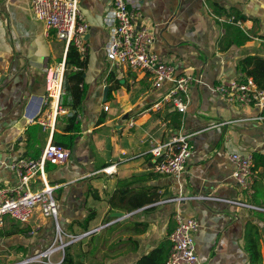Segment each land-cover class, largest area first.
Returning <instances> with one entry per match:
<instances>
[{
	"label": "crops",
	"instance_id": "crops-1",
	"mask_svg": "<svg viewBox=\"0 0 264 264\" xmlns=\"http://www.w3.org/2000/svg\"><path fill=\"white\" fill-rule=\"evenodd\" d=\"M110 1L79 0L89 24L83 68L87 93L79 112L84 125L68 147L71 158L47 167L48 177L62 187V191L56 190L61 206L72 208L67 224L73 221L77 194L87 191L89 184L101 196L95 200L89 191V209L97 210L90 230L100 228L101 235L95 242L98 249L89 258L98 264L100 260L102 264H135L169 228L176 227L177 211L200 223L195 241L202 263L248 264L244 248L248 220L260 224L264 256V221L252 214V208L230 201L251 203L232 175L230 154L264 152V109L230 104L214 91L219 82L244 74L238 69L241 59L251 54L264 57V0H130L137 25L155 32L153 49L161 59L174 64L178 73L201 80L191 87V102L185 112L165 103L153 107L172 82L155 88L149 73L127 67L110 70L106 44L111 29L105 20ZM238 11L246 16L238 24L250 39L228 46L233 32H227L223 23L232 21L234 15L230 14ZM66 53L55 32H47L35 17L32 0H0V179L4 182L17 181L8 164L19 157H40L47 143L54 141V132H64L74 112L67 107L70 111L58 115L52 131L27 116L28 104L47 96L43 67L64 61ZM110 73L119 83L109 80ZM105 86L109 91L104 100ZM147 132L161 141L178 132L189 135L193 153L180 179L182 187L174 177L155 171L157 159L150 151ZM115 163L113 176L103 172ZM255 172L256 184L264 185V168ZM82 179L85 182L79 185ZM122 180H133L132 195L140 193L141 200H153L132 211L110 210L108 198L125 188ZM180 194L185 197L181 201L163 202ZM255 206L264 211L263 206ZM115 212L122 213L118 221L105 225L109 217L116 219ZM40 218L37 214L27 224ZM142 223L147 224L145 231H140ZM23 237L22 243L34 244V237ZM95 243L89 235V250ZM38 246L29 247L37 252Z\"/></svg>",
	"mask_w": 264,
	"mask_h": 264
},
{
	"label": "built area",
	"instance_id": "built-area-1",
	"mask_svg": "<svg viewBox=\"0 0 264 264\" xmlns=\"http://www.w3.org/2000/svg\"><path fill=\"white\" fill-rule=\"evenodd\" d=\"M32 8L35 17L44 23L47 32L54 31L56 38L64 43L66 52L71 44H74L81 54L87 52L86 34L89 24L80 9L79 0H32ZM135 18V13L130 8V0L110 1L105 19L111 29L106 44L110 70L127 67L149 73L155 88H162L164 82H172L153 107L160 108L165 103L185 112L191 102L190 89L201 80L190 74L178 73L174 64L162 60L153 49L156 42L155 32L149 27L138 26ZM43 71L47 96L34 98L27 106V116L31 120L39 121L43 129L52 131L58 115L70 111L59 103L61 95L65 93V60L57 65H45ZM214 91L230 104L241 107L257 105L264 109V89L260 88L250 75L241 74L235 79L221 81L214 86ZM105 109L108 110L109 106L105 105ZM42 114L45 117L41 118ZM146 140L150 144L153 157L157 159L155 171L170 175L180 183L193 153L189 135L178 132L170 139L161 141L153 132H147ZM71 156L70 148L50 140L40 157H19L8 164V168L16 174L17 181L8 183L0 179V230L5 227L8 218L28 223L37 214L44 218L53 217L58 223L59 208L55 191L60 184L45 175L49 174V164H64ZM230 160L234 164L232 175L235 181L250 198L255 192L253 154L234 152L230 154ZM1 165L3 162L0 159ZM116 165L115 163L106 166L103 172L113 176L117 172ZM180 186L182 187L181 183ZM184 198L180 194L163 202L181 201ZM230 201L241 206L258 208L249 202ZM175 219L176 227L170 235L172 247L166 264H204L199 259L195 246L199 221L194 217L183 216L180 211L176 212ZM74 240L77 239L72 242ZM57 248L64 252V246L54 247L52 244L43 251L44 255L53 254ZM41 253L31 256L30 262L39 260Z\"/></svg>",
	"mask_w": 264,
	"mask_h": 264
},
{
	"label": "trees",
	"instance_id": "trees-1",
	"mask_svg": "<svg viewBox=\"0 0 264 264\" xmlns=\"http://www.w3.org/2000/svg\"><path fill=\"white\" fill-rule=\"evenodd\" d=\"M230 15H234L233 20L230 22L223 23L227 32L228 31L233 32V36H230V41L228 43V46L233 43L241 44L244 43L246 40H249L250 36L238 24L242 21V19L245 20L246 16L240 14L239 11L236 12L235 14H230ZM85 65H86V60L84 58V55L81 54V52L74 44H71L67 50L66 59H65V75L63 82V89L65 93L61 95L59 103L63 107H70L71 109L74 110V112L69 116L64 132L61 133L56 131L54 132L53 135L54 142L63 145L65 147L71 146L75 135L82 131V127L84 125V120L80 118L79 112L81 111L87 93V87L84 83V70H83ZM238 69L240 72L252 76L255 79L258 86L264 89V57L263 56L251 54L244 57L239 61ZM113 79H115L117 83H119L120 81L119 79L115 78L114 73H110L109 80H113ZM253 156H254V170L256 171L257 169L264 168V152L263 151L254 152ZM51 166L53 165L49 164L47 167L50 168ZM133 180L136 181L135 179ZM133 180L130 181L122 180L125 181V183H123V186H125V188L117 189L108 198L110 210L122 209V210L132 211L133 209L144 205L145 202L153 200L152 197L146 198L144 201L141 200L140 193L138 195H132ZM139 180L141 179H137V181ZM83 182H85V179L80 180L78 183H80L79 185H81ZM254 187H255V192L250 197L251 204L264 207V185L262 184L257 185L255 180ZM61 189L62 187L58 188V191H60ZM90 190L92 191L93 198L95 200L101 199L98 190L89 184L87 191L85 192L79 191V194H77L76 196L79 203L78 206L75 208V211L72 212L74 215L73 221L69 222L67 224L68 226L66 225L64 227L65 229H69L72 231L73 225L74 223H76V225L82 228L84 232L90 230V222L96 218L97 210L87 208V210H89V213L86 215L85 214L82 215V218H80L81 217L80 214L82 213L81 209L84 207L83 205H86L87 203L86 197ZM72 193L70 194V196H72ZM251 212L252 214L257 216L260 220L264 221V211L257 210L256 208H252ZM109 218L107 219L106 222H109L110 220L113 219L111 217ZM142 225L144 226V229L140 231H145L147 229V224L142 223ZM174 228L175 226L169 228L166 233V236L156 246L150 249L147 253H144L141 256H139L135 264H166L172 247V241L170 239V235ZM15 235L32 237V235L30 234V227H23L20 225L16 226L12 224L9 228L5 226L2 230H0V236L2 237H13ZM90 237H92V242L95 243L98 239L101 238V235L98 234V231H95L90 234ZM261 239H262V230L260 224L252 220H248L245 226V244H244V248L249 256L248 264H264ZM45 240H47V238H45ZM130 240H134V239L130 238ZM51 245L52 243L49 245V247ZM30 247L32 248V246ZM30 247L29 246L21 247V249L25 251L27 257L36 254L35 251H33ZM98 247L99 246L97 245V243H95L93 245V248L89 250V255L94 254L95 251L98 249ZM47 248H45V250ZM73 249H74V242L66 245L64 247V252H63L64 254L62 253L63 259L56 264L83 263L85 259L84 256L85 252L79 253L78 256L76 257L74 252L72 251ZM39 252L41 251H38V253ZM27 264H48V263L30 262ZM100 264H102L101 260H100Z\"/></svg>",
	"mask_w": 264,
	"mask_h": 264
},
{
	"label": "rangeland",
	"instance_id": "rangeland-1",
	"mask_svg": "<svg viewBox=\"0 0 264 264\" xmlns=\"http://www.w3.org/2000/svg\"><path fill=\"white\" fill-rule=\"evenodd\" d=\"M55 197L57 199L58 207H59V215H58V220H59V225L54 221L53 217H42L37 222H32L30 225L27 223H23L20 221H14L11 218H8V225L6 226L9 228L12 224L18 226H23V227H30V234L32 237H34L33 242L34 244L28 243L27 245L25 243H22L24 237L22 235L15 237V238H5L0 236V264H3L5 262H12L15 261L19 262L22 260H25L29 257H27L25 251L21 249V247H27V246H32L35 247L36 245L40 244L36 249H39L38 251H45V248L49 247V245L52 243L54 244V247H58L66 242H70L73 239H77L76 241L74 240V249L72 250L77 257L79 253H84L85 252V259L83 263L81 264H98V261L94 258H89V235H86L84 237H79L81 234H84L85 232L83 231L82 228L76 225L74 223L72 231L69 229H65L64 227L67 225V219H69V216L72 214L69 213L70 208L64 210L63 207L61 206V199L59 197V192L55 191ZM87 203L86 205H83L84 207L81 209L82 213L80 214V218H82V215H86L89 213V193L86 197ZM69 204V201H68ZM41 226V228L39 227ZM68 226V225H67ZM100 230V228H98ZM67 233V235H66ZM69 234V235H68ZM72 235H75L72 236ZM78 238H77V236ZM26 237V236H25ZM44 238H47L44 242H41ZM72 243V242H71ZM70 244V243H69ZM195 246H196V241H195ZM35 252L36 254H40L41 252L38 253ZM63 251L59 248L55 250V252L51 255L45 256L44 254L39 257V260L34 261V262H47L48 264H56L61 256ZM34 254V255H36ZM33 256V255H32Z\"/></svg>",
	"mask_w": 264,
	"mask_h": 264
},
{
	"label": "water",
	"instance_id": "water-1",
	"mask_svg": "<svg viewBox=\"0 0 264 264\" xmlns=\"http://www.w3.org/2000/svg\"><path fill=\"white\" fill-rule=\"evenodd\" d=\"M86 37H88V36H86ZM108 91H109V87H108V86H105V88H104V94H103V95H104V100L107 98ZM121 215H122L121 212H115L113 217H115L116 219L111 220L110 222H108V223L105 224V225H109V224H111V223H114V222L118 221V218H119ZM57 224L59 225V221H58ZM97 229H98V228L91 229V230L85 232L84 234H81L79 237H84V236H86V235H90L91 233L97 231ZM71 242H72V241H70V242H66V243L62 242V243H63L62 246L65 247L66 245H68V244L71 243ZM44 253H45V252L41 253V256H42V254H44ZM45 255H47V253H46ZM30 260H32V257H29V258H27V259H25V260H23V261H20V262L15 263V264H24V263H26V262H30Z\"/></svg>",
	"mask_w": 264,
	"mask_h": 264
},
{
	"label": "bare ground",
	"instance_id": "bare-ground-1",
	"mask_svg": "<svg viewBox=\"0 0 264 264\" xmlns=\"http://www.w3.org/2000/svg\"><path fill=\"white\" fill-rule=\"evenodd\" d=\"M45 177L48 178V174H46Z\"/></svg>",
	"mask_w": 264,
	"mask_h": 264
}]
</instances>
